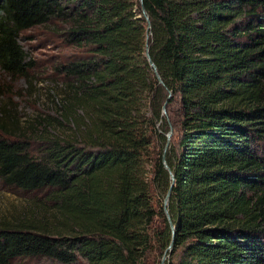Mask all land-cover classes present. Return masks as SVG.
Listing matches in <instances>:
<instances>
[{
	"label": "trees",
	"instance_id": "16d2710c",
	"mask_svg": "<svg viewBox=\"0 0 264 264\" xmlns=\"http://www.w3.org/2000/svg\"><path fill=\"white\" fill-rule=\"evenodd\" d=\"M142 6L0 0L7 77L32 65L22 30L77 50L52 62L50 114L17 133L0 118V184L24 197L0 217V264H160L169 126L162 264H264V0Z\"/></svg>",
	"mask_w": 264,
	"mask_h": 264
},
{
	"label": "rangeland",
	"instance_id": "374dc122",
	"mask_svg": "<svg viewBox=\"0 0 264 264\" xmlns=\"http://www.w3.org/2000/svg\"><path fill=\"white\" fill-rule=\"evenodd\" d=\"M49 24L22 30L18 42L32 65L27 78L7 77L0 70V118L10 133H17L36 116L50 114L53 88L50 76L52 62L77 52L74 46H63ZM33 150L35 146L33 145ZM24 203V197L0 184V217H8ZM12 264H61L51 259L32 258Z\"/></svg>",
	"mask_w": 264,
	"mask_h": 264
},
{
	"label": "water",
	"instance_id": "95a60500",
	"mask_svg": "<svg viewBox=\"0 0 264 264\" xmlns=\"http://www.w3.org/2000/svg\"><path fill=\"white\" fill-rule=\"evenodd\" d=\"M138 2L140 4V11H141L142 15L144 16V18H146L145 11H144V8L142 6V0H138ZM148 27H149V23L147 21V33H146V37H145V56L147 57L148 62H149L150 66L153 69V73H154L155 77L157 78L158 82L161 83V80H160L159 76L157 75V73L155 71V67H154L152 61L149 59V56H148V53H147V39H148V34H149L148 33ZM169 95H170V93H169V91H167V96H166L165 100L163 101V103L161 105V112L163 114H165V107H166ZM171 135H172V129L169 126L168 131L165 133L166 142H165V145H164V148H163V152H162V155H161V162L163 164V167L168 171L169 179H170L169 186H168V188L166 190V193H165V195L163 197L162 204H163V212L165 214V217L167 218V221H168V224H169V228H170V231H171V238H170V241H169L167 247L165 248V250L163 252V255H162L161 260H160V264H162V261L164 260V258L166 256V253H168L171 250V247H172V244H173V235H174V227H173V224L171 223V221L169 219V216H168V213H167V210H166V202H167V200L169 198V195H170V192H171V187L173 185V175L169 172V168L166 165L165 159H164V151H165V148H166V146L168 144L169 139L171 138Z\"/></svg>",
	"mask_w": 264,
	"mask_h": 264
}]
</instances>
